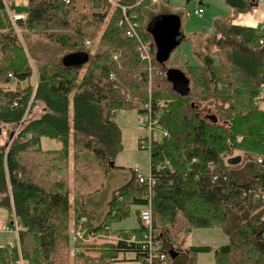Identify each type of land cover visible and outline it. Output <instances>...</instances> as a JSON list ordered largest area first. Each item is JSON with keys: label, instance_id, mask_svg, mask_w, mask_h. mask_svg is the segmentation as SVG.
<instances>
[{"label": "trees", "instance_id": "trees-1", "mask_svg": "<svg viewBox=\"0 0 264 264\" xmlns=\"http://www.w3.org/2000/svg\"><path fill=\"white\" fill-rule=\"evenodd\" d=\"M227 1L235 14L254 9V0ZM117 4L133 5L132 10L140 15L142 39L145 31L153 39L143 24V10L150 7V1L138 6L124 1ZM8 6L11 12L26 17L15 25L0 0V38L4 51H11L15 60L11 76L17 83L0 95V128L13 132L28 113H39L25 120L10 146L0 143V209L13 210L20 219V246L17 242L0 245V264H19L20 258L25 264H112L127 261V254L137 261L141 246L128 239L141 236V220L133 229L114 228V224L134 212L139 214L149 204L155 227L161 231L162 251L170 259L184 252L186 264H198L200 253L213 252V264H264V199L254 196L264 189V164L257 156L264 155L260 26L218 18L214 41L226 61L207 55L203 65L187 64L182 69L168 68L156 60L153 39L150 75L148 62L137 51L138 41L119 24L122 10L117 5L102 37L105 51L93 54L83 43L97 33V20L103 22L105 13H92L94 18L89 20L83 13L92 10L84 12L77 0H16ZM19 33L28 53L35 55L31 59L39 64L35 89L31 85L33 69L19 43ZM33 34L54 41L55 53L40 51ZM61 50L59 59L55 54ZM80 54L89 56L86 64L75 60ZM156 65L165 67L163 78L169 87L155 75L149 98L147 82ZM171 69L184 73L188 90L175 87ZM12 81L6 79L3 84ZM126 86H138L142 92L127 99ZM210 102L217 107L212 118L199 111ZM32 103L35 109L28 112ZM147 104L159 120L157 128L168 133L153 137L151 200L148 186L132 172L130 181L112 192L106 216L96 224L84 208V199L101 190L123 149L116 114L137 110L144 116ZM43 138L55 140L61 147L43 149ZM236 156L242 162L233 165L230 161ZM248 161L247 179L240 181L232 168ZM229 210L243 216L237 215L240 228L227 244L216 249L185 247L195 228L225 229ZM81 230H87L82 238L77 234Z\"/></svg>", "mask_w": 264, "mask_h": 264}, {"label": "rangeland", "instance_id": "rangeland-1", "mask_svg": "<svg viewBox=\"0 0 264 264\" xmlns=\"http://www.w3.org/2000/svg\"><path fill=\"white\" fill-rule=\"evenodd\" d=\"M118 0H113V2ZM112 0H77L79 7H84L83 11H91L83 13L87 16L89 20H92V13H105L106 19L103 22H100L97 20L96 28L97 33L94 35L93 38H86L84 40V46L87 49H90L92 54L96 53V51H105V45L102 40V37L109 25L110 18L114 12L115 9H117L116 4H114ZM163 2H166L167 11L169 12H175L178 13L180 16V21L178 22L179 18H173V14H168L169 16L163 18V27L165 29L166 37L169 39L168 43L166 44L167 48H170L177 37L182 38L181 44L177 46V49L175 52H172V55H170L171 60L166 63L168 68L178 67L182 69V67L189 65H203V62L207 55H211L212 58H214L216 61L221 60L226 61V56L221 52V49L216 46V41H214L215 38V22L218 18L222 17L226 21L234 20L237 24H252L255 26H259L262 23H264V2L260 1L259 5L256 6L254 9H252L248 13H243L237 15L235 18V14H233V7L228 3L227 0H165ZM162 2V3H163ZM162 3L158 4L159 7H161ZM157 5V6H158ZM156 7V6H155ZM199 7H203L205 9V12L203 13V16L200 17L196 10ZM91 9V10H88ZM148 8H145L143 10L144 12V18H143V24L144 27L147 26L148 19H151L153 11H150L146 13V10ZM153 10V9H152ZM146 13V14H145ZM150 14V15H148ZM94 18V17H93ZM145 31V30H144ZM146 32V31H145ZM143 32L144 40L148 42H152L153 39L151 36H148L147 33ZM180 33V36L177 34ZM21 33H19L20 40L19 43L22 45L25 49L24 53L28 60V64L30 61V65L33 69V79L31 82V85L33 88H36V85L38 83V66L39 64L32 60L31 57L35 56L31 51L28 53L26 48L25 40L20 36ZM33 38L36 42V45L38 49L42 52L46 53H55L56 44L54 41L48 40L44 38L40 34H33ZM154 42V41H153ZM214 43V44H213ZM153 44V43H152ZM154 45V44H153ZM152 45V53H153V47ZM30 46H32V43L30 42ZM5 46L2 43V40L0 38V73L2 74V79L0 80V95L6 90H11L10 88L16 87L17 83L14 80V78L11 76L12 74V63L15 61L10 56H12L11 51L6 53L4 51ZM67 48V47H65ZM70 50V48H67ZM16 54L17 51H15ZM60 53L55 54L56 56L61 58L62 50L59 51ZM110 53V51H107ZM113 55L112 57L114 56ZM111 54V53H110ZM46 55V54H45ZM167 55V53H166ZM162 52L157 51L156 57L159 59H162ZM119 63V62H118ZM121 63V62H120ZM86 64V63H85ZM149 66V74L153 72V70H150V64H147ZM166 67V68H167ZM164 68L159 69L156 65V70L151 77L149 75V81L147 82V89L149 92V98H152V90L155 88V75H157L162 80V84L164 87H169L166 83V80L163 78L165 76ZM170 71H173L172 69ZM83 70L81 71L82 74ZM12 78L13 81L10 84H3L6 79ZM140 92H142V89H140L138 86H126L125 87V93H127L126 97L129 99L131 95L136 96ZM4 96V95H3ZM1 96V97H3ZM140 101V100H139ZM33 103L31 104L30 108L28 109V112L31 110H34L35 108ZM264 107V106H262ZM217 110V107L215 106L214 102L210 103H204L199 108V111L208 118H212V115H214V112ZM37 113H39V110H37L36 113L32 115H28L25 117V120L35 116ZM117 122L119 127L122 130V142H123V149L119 152L117 156V162L114 166H112L109 170L108 176L104 182L103 187L101 188L100 192L102 194V198L107 194V190L109 188V185L112 184L114 181L113 177L115 176H121L123 173L129 174L131 176V171L133 168L138 166L140 170L143 173H150V165H151V151L149 149H146L142 147L138 141L139 136H145V134H148V131L142 126V120L144 116L140 115L138 111H129V110H120L116 114ZM24 120V123L21 122L20 124H17L15 127H13V132H7L4 128L3 133L0 134V143H9V146L13 142V140L22 132L24 125L26 121ZM147 131V133H146ZM159 131H156L158 133ZM241 138V137H240ZM40 146L43 149H58L61 147V143L51 140L49 138H43L41 141ZM244 155L243 153L241 156ZM258 157L264 156L262 154H258ZM242 162V161H241ZM245 165L242 167L233 166V173L236 176V178L240 181H245L247 179V173L249 172V164L250 162L244 163ZM116 166V167H115ZM109 178V181H107ZM107 200H104L98 209H93L94 212H96L95 218L96 224H99V220H97V216H105L107 212V201L110 197V192L107 194ZM90 199V195L88 197H85L84 200H86L85 205L88 206V201ZM85 208V206H84ZM12 213V212H11ZM136 213V212H134ZM129 217L127 220L114 224V228H124V229H133L139 226V222L136 221L135 215ZM230 217L229 222L226 228H219V227H199L192 230V232L187 236L185 247L190 246H211L213 249H216L224 244H227L230 241V230L235 227V224L238 220L236 213L229 210ZM239 217H242L243 215H238ZM102 221V220H101ZM230 224V225H229ZM6 225H11V219L9 218V212L5 209H0V245H6L8 243H15L17 241V234L13 231H4L3 227ZM31 250V245L30 249ZM177 254V253H176ZM127 261L122 262H114L112 264H136L133 254H127ZM172 258V264H184L183 260H181V257L178 256H171ZM214 253L213 252H207V253H200L197 256L198 264H213L214 263Z\"/></svg>", "mask_w": 264, "mask_h": 264}, {"label": "built area", "instance_id": "built-area-1", "mask_svg": "<svg viewBox=\"0 0 264 264\" xmlns=\"http://www.w3.org/2000/svg\"><path fill=\"white\" fill-rule=\"evenodd\" d=\"M4 4H6L10 18L12 22L16 25L18 21L23 20L26 17V14L23 13H15L11 12L8 6V3L11 1L16 0H2ZM65 2L69 3L70 0H64ZM145 1H150L151 4H156L159 0H140L136 5H140ZM263 1L264 0H260ZM116 5L122 10V16L120 19L119 24L121 26H125V30H127V35L138 41L137 51L140 52L141 59L147 61L150 64V70L154 69V58L151 51V42L144 41L141 36V23H140V15L136 14L134 10H132L133 5H125V4H117ZM196 13L202 17L204 10L202 8L198 9ZM262 37L260 38V44L264 45V23L261 25ZM115 58L117 56L115 55ZM260 103H264V85L261 91V101ZM147 114L145 119L142 122V125L148 131V136L143 137L140 139L139 143L142 147L149 149L151 151L153 145V135L156 131H160L157 128L158 119L154 118V113L151 108V105H147ZM163 136L167 135L168 133L165 131H160ZM258 161L264 164V156L258 157ZM134 173L136 174V178L139 180L140 183H144L149 188V193L147 198L151 200V192L152 188L155 185V179L151 172V165H150V173H143L138 166L133 168ZM256 198L264 199V189L258 190L254 193ZM136 221L138 222L139 219L142 222L143 231L140 237L133 235L131 236L128 241L139 244L141 246V258L135 261L136 264H171V259L169 256L162 251V239H161V231L155 227L153 221V212L151 204L147 205L146 207L140 209L139 214L134 213ZM83 220H86L84 218ZM4 231H13L18 234L19 226H18V217L15 213H13L11 218V225H6L3 227ZM87 230L78 231V235L80 238L86 233ZM147 248V250H146ZM20 264H24V262L20 259Z\"/></svg>", "mask_w": 264, "mask_h": 264}, {"label": "crops", "instance_id": "crops-1", "mask_svg": "<svg viewBox=\"0 0 264 264\" xmlns=\"http://www.w3.org/2000/svg\"><path fill=\"white\" fill-rule=\"evenodd\" d=\"M118 1H124V3L127 2V3H133L134 4L138 0H118ZM163 1H165V0H163ZM163 1H161L160 3H162ZM254 1H255V4H254V8H255L256 6L259 5L260 1L259 0H254ZM161 5H162L161 7H159V5L156 6V7H151L150 6L146 10V13H148L150 11L154 12L151 15L152 18L148 19L147 28L150 29L151 34L153 36L154 44H155V47H156V54H157V51H161L162 54H163L162 59H159V58L156 57V60L158 62H160L161 64L165 65L168 61L171 60L170 55H172V52H175V50L177 49V46H179L181 44L182 38L177 37L175 39L174 44L170 48L166 47V44L168 43L169 39L166 37V33L167 32L165 31V29H164V27L162 25V22L160 21V18H165V17L169 16L168 14L172 13L173 14V18H179V20H178V22H179L180 21V16L178 15V13L167 11L166 2H163ZM199 8H202V7H199ZM204 12H205V9H204ZM233 14H235V12H233ZM239 14H243V13H239ZM239 14H235V16L233 18H235ZM148 15H150V14H148ZM221 18L222 17H220V19ZM243 25H252V24H243ZM177 35L180 36V33L177 34ZM166 53H167V55H166ZM174 70H176V69H174ZM179 72H180V76L182 78L187 79L186 76L184 75V73H182V71H179ZM133 111H137V110H133ZM146 133H147V131H146ZM146 135L147 134H145V136ZM142 137H144V136H142ZM142 137L139 136L138 141ZM132 172L133 171H131V176L129 174L123 173L121 176L118 175V176L113 177L114 181L112 182V184L109 185V188L107 190V194H108V192H110L109 200H110L112 192L114 190L126 185L130 181V179L132 177ZM107 181H109V178H108ZM107 194L103 198L101 197L102 194H101L100 191H97V192H95L93 194H90V199L88 201V206L85 205V210H86V212L88 214H90L93 217V221H96V218H95L96 212H94L93 209L94 210L98 209L100 207V204L104 200H107V198H108ZM88 196H86V197H88ZM109 200L107 201V205H108ZM85 203H86V200H85ZM11 212L9 211V218H10ZM105 216H106V214H105ZM105 216H101V217L97 216V220H99V222L101 223L104 220ZM240 225H241V221L238 218V220H237V222L235 224V227L230 230V232H231L230 233V237H231V235L234 234V232H236L240 228ZM16 242H17V245L19 246V238H18V236H17V241ZM173 256H176V257L180 256L181 260H183L184 264H186V262H187L186 253L178 252L177 254L175 253ZM171 263H172V259H171Z\"/></svg>", "mask_w": 264, "mask_h": 264}, {"label": "water", "instance_id": "water-1", "mask_svg": "<svg viewBox=\"0 0 264 264\" xmlns=\"http://www.w3.org/2000/svg\"><path fill=\"white\" fill-rule=\"evenodd\" d=\"M160 21L162 22L163 25V18H160ZM150 30V29H149ZM76 61H81V63L87 62L89 60V56L88 55H83L80 54L79 58L75 59ZM169 75L171 77H173L174 79V85L175 87L180 90V91H185L188 90L189 88V80L188 79H184L180 76V72L178 70H173V71H169ZM2 133V128H0V134ZM242 160L241 156H236L231 158L230 163L233 165L239 164Z\"/></svg>", "mask_w": 264, "mask_h": 264}]
</instances>
